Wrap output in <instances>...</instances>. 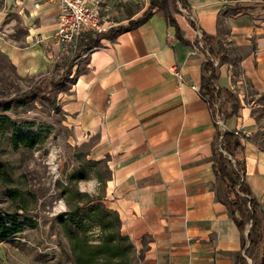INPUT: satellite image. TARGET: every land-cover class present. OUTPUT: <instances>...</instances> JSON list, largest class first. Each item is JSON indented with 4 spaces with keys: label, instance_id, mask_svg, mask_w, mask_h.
<instances>
[{
    "label": "crops",
    "instance_id": "crops-1",
    "mask_svg": "<svg viewBox=\"0 0 264 264\" xmlns=\"http://www.w3.org/2000/svg\"><path fill=\"white\" fill-rule=\"evenodd\" d=\"M182 1L186 6L176 1L174 19L184 41L154 10L136 27L99 38L98 45L79 42L77 55L84 60L80 68L70 65L73 79L58 97L74 135L88 141V156L105 160L101 200L117 211L120 232L140 252L136 264H232L240 231L211 167V112L190 88L203 85L206 56L192 40L203 31L225 44V57L215 60V83L231 90L238 106L222 126L248 135L240 137L234 157L243 161L244 181L264 214L258 133L264 127V0ZM0 2V24L8 28L17 19L23 28L22 35L0 39V51L18 72L35 73L52 56L69 52L52 37L56 2ZM147 4L104 0L100 15L107 26L124 24ZM6 10L12 16L4 19Z\"/></svg>",
    "mask_w": 264,
    "mask_h": 264
},
{
    "label": "rangeland",
    "instance_id": "rangeland-1",
    "mask_svg": "<svg viewBox=\"0 0 264 264\" xmlns=\"http://www.w3.org/2000/svg\"><path fill=\"white\" fill-rule=\"evenodd\" d=\"M4 13V19L12 16L11 10ZM22 32L17 19L8 28L0 24V39ZM79 42L77 38L69 43L67 54L52 56L50 65L35 73L18 72L0 51V100H12L0 101V114L14 122L13 127L0 124V221L19 228L0 240V264H75L56 216L86 198L76 191L101 194L105 160L88 156V141L80 143L81 136L74 135L58 97L73 79L68 75L70 65L77 63L80 68L84 60L77 55ZM16 97L21 101H14ZM212 118L223 129L220 114L215 112ZM26 133L28 145L20 138ZM258 133L264 146V127ZM78 170L85 177L71 179L69 175ZM248 225L246 221V230ZM88 232L90 241H97L98 227L91 225ZM242 252L245 264H262L264 241L251 247L245 238ZM132 253L135 264L139 252Z\"/></svg>",
    "mask_w": 264,
    "mask_h": 264
},
{
    "label": "trees",
    "instance_id": "trees-1",
    "mask_svg": "<svg viewBox=\"0 0 264 264\" xmlns=\"http://www.w3.org/2000/svg\"><path fill=\"white\" fill-rule=\"evenodd\" d=\"M176 1L182 0H148V4L142 12L129 18L124 24L108 25L105 29L96 31H83L77 37L81 43L98 45L99 38H112L117 33L131 29L144 22L154 10L160 11L166 21L173 25L175 35L181 40L179 28L174 15L180 12ZM192 44L206 52L202 61L203 85L199 87V94L206 100L211 115L216 112L221 119L235 114L238 106L234 93L215 83V60L225 57V44L221 38L214 34L200 32L192 40ZM90 47V46H89ZM22 97H16L14 101H21ZM7 102L12 100H0ZM215 103V105H214ZM0 124L14 126V122L6 114H0ZM215 131L211 141V167L214 175L224 184L223 201L226 204L230 217L240 231V249L235 252L232 264H245L242 250L247 238L248 246L255 247L264 241V214L261 202L250 192L244 181L243 161L234 157V150L241 147L240 137H248L243 132L218 129L214 123ZM26 133L20 138L25 144L31 140ZM3 171V170H0ZM69 177L73 180L84 178L83 170H78ZM78 195L86 198L75 203L64 213L57 214V219L69 241L72 258L75 264H131L133 260V247L128 236L120 232V220L115 209L107 207L101 200V194H87L76 191ZM249 221L247 230L245 222ZM95 225L99 229L97 241L91 242L89 227ZM19 228L13 225L7 226L0 221V240ZM140 252L134 260L140 258ZM136 264V263H135Z\"/></svg>",
    "mask_w": 264,
    "mask_h": 264
},
{
    "label": "built area",
    "instance_id": "built-area-1",
    "mask_svg": "<svg viewBox=\"0 0 264 264\" xmlns=\"http://www.w3.org/2000/svg\"><path fill=\"white\" fill-rule=\"evenodd\" d=\"M46 1L56 2L58 6L52 37L61 50L75 41L81 32L96 31L107 27L105 18L103 19L100 15V7L104 0ZM190 88L199 94V89L195 84H190Z\"/></svg>",
    "mask_w": 264,
    "mask_h": 264
}]
</instances>
